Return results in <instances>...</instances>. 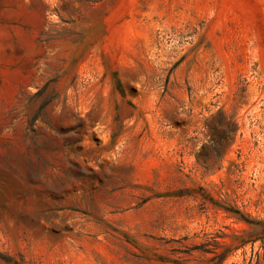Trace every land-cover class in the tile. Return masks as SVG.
<instances>
[{"label": "rangeland", "instance_id": "1", "mask_svg": "<svg viewBox=\"0 0 264 264\" xmlns=\"http://www.w3.org/2000/svg\"><path fill=\"white\" fill-rule=\"evenodd\" d=\"M0 264H264V0H0Z\"/></svg>", "mask_w": 264, "mask_h": 264}]
</instances>
